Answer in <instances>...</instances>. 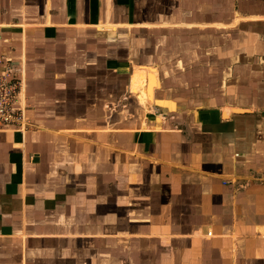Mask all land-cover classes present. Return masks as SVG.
<instances>
[{
	"label": "crops",
	"instance_id": "obj_1",
	"mask_svg": "<svg viewBox=\"0 0 264 264\" xmlns=\"http://www.w3.org/2000/svg\"><path fill=\"white\" fill-rule=\"evenodd\" d=\"M0 56V264H264V0H0Z\"/></svg>",
	"mask_w": 264,
	"mask_h": 264
},
{
	"label": "built area",
	"instance_id": "obj_2",
	"mask_svg": "<svg viewBox=\"0 0 264 264\" xmlns=\"http://www.w3.org/2000/svg\"><path fill=\"white\" fill-rule=\"evenodd\" d=\"M21 88V81L14 76L13 64L0 56V125L15 126L19 130L27 128L25 112L20 106Z\"/></svg>",
	"mask_w": 264,
	"mask_h": 264
}]
</instances>
